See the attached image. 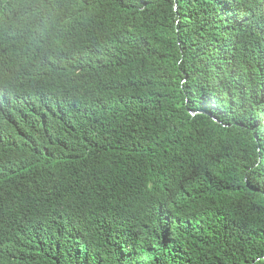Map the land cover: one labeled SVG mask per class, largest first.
Segmentation results:
<instances>
[{
  "label": "trees",
  "instance_id": "16d2710c",
  "mask_svg": "<svg viewBox=\"0 0 264 264\" xmlns=\"http://www.w3.org/2000/svg\"><path fill=\"white\" fill-rule=\"evenodd\" d=\"M0 264H264V0H0Z\"/></svg>",
  "mask_w": 264,
  "mask_h": 264
}]
</instances>
